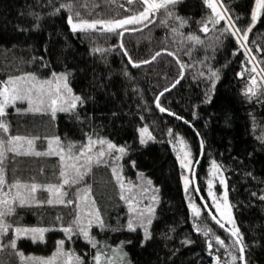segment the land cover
Here are the masks:
<instances>
[{
  "label": "trees",
  "instance_id": "trees-1",
  "mask_svg": "<svg viewBox=\"0 0 264 264\" xmlns=\"http://www.w3.org/2000/svg\"><path fill=\"white\" fill-rule=\"evenodd\" d=\"M64 2L68 0H0V83L29 73L47 78L52 72H70L69 83L73 92L85 100L83 107L76 109L80 120L64 112L55 118L50 113L13 112L9 115L11 133L39 137L41 142L37 146L40 151H46L42 143L46 137L59 136L62 141H72L77 145L85 140L86 135L92 134L110 139L117 145L129 146L128 155L120 161L126 181L136 183L142 173L145 180L151 179L159 189L156 218L150 228L152 238L143 247L142 230L129 232L120 227L128 218L127 206L120 199V189L110 166L94 165L80 185L91 187V197L95 199L106 224L120 229L99 231L93 227L92 235L98 240H106L113 247L120 241H131L125 243L131 264H215L214 256L208 255L209 238L194 231L190 195L184 188V173L178 153L180 150L191 151L197 160L193 182L195 179L205 199L208 166L216 160L225 169L223 176L227 178L232 215L244 236L249 264H264V201L251 196L252 192L260 194L264 191V144L256 139L264 133V102L258 103L255 98L250 102L244 95L252 75H256L258 84L261 83L257 73L246 70L252 64L246 62L244 50L239 49L236 40L228 34L200 31V22L212 14L204 0H180L174 8L170 6L176 15L188 21L181 29L184 35L195 33L205 41V45L195 47L187 42L179 43L180 36L173 40L170 27L174 22L169 20L168 26L161 23L165 15L163 9L152 18L153 22H145L146 27L137 26L140 31L125 32L122 38L110 33L73 34L66 22L65 11L58 15L50 14ZM81 3L85 7H81ZM222 5L228 8L229 13L241 17L238 26L249 24L254 0H223ZM139 8L140 5H130L127 0H77L74 5V10L80 11L81 16L87 19H108L117 13L123 17L134 14ZM29 11L41 17L36 30H33L35 20L28 15ZM223 27L224 21L216 26L217 29ZM217 36L219 41H216ZM121 39L134 60L150 58L156 51L167 48L168 51H176L183 62L191 65L185 69L180 84L160 97L161 106L175 116L161 113L154 102L155 97L165 87H170L177 77L174 57L165 51L156 61L133 68L120 52L118 45ZM209 41L213 42V47H207ZM246 45L257 55L255 62L261 71L264 63L258 61L264 60V15L248 34ZM257 46L259 53L256 52ZM96 47L114 50L101 54L92 51ZM189 49L190 56L185 54ZM205 56L209 59L204 64L198 63ZM40 57L44 60L41 61ZM42 63L50 67H42ZM207 66L219 70L220 75L211 92V102H206L211 82L193 78L198 71L207 75ZM241 71L245 72L243 79L238 75ZM261 100L264 101V97ZM177 116L183 119H177ZM253 116L257 125L255 129ZM144 126L149 127L155 140L142 145L139 143V129ZM169 129L172 136L167 134ZM178 137H182L185 144L179 143ZM11 156L7 163L10 181L37 182L43 186L61 182V164L57 156ZM133 160L135 168L129 163ZM196 185L194 183L191 187L194 195H197L193 190ZM48 198V192L40 189L37 200L46 201ZM197 200L200 202L198 195ZM75 210L74 205L46 203L16 207L9 220L14 228L56 229L61 225L69 226ZM198 222L211 229L210 236H219L225 245L230 243L229 234L211 219L204 208ZM60 239L66 240V250L71 249L82 256L88 253L84 258L86 264H91L94 250L90 245L76 236L68 242L59 230L46 232L44 240L36 242L24 234L17 240V250L28 258L46 257L57 250ZM185 239L191 242L185 245L182 243ZM213 244L215 252L217 245L214 241ZM219 255L221 264L229 259L223 247ZM0 264L29 263L27 259L21 261L11 249L6 248L0 251Z\"/></svg>",
  "mask_w": 264,
  "mask_h": 264
},
{
  "label": "snow or ice",
  "instance_id": "snow-or-ice-1",
  "mask_svg": "<svg viewBox=\"0 0 264 264\" xmlns=\"http://www.w3.org/2000/svg\"><path fill=\"white\" fill-rule=\"evenodd\" d=\"M180 0H127L128 4L136 3L140 5V8L131 15L121 17L119 13L116 16L108 19L104 18H92L87 19L81 16L80 11L74 10V5L77 0H68V2L60 3L50 13L51 15H58L61 11L67 13L66 22L70 26V31L75 33H90L96 32L100 34H116L119 37H123L125 32H136L140 31L141 28L137 27L140 25L147 26L145 22H153L152 18L155 17L162 9L164 10V18L161 23L168 26V21L174 22L173 26L170 27L173 40L177 36L182 37L179 43L184 44L187 42L192 47L205 45V41L201 39L199 35L190 33L184 35L181 31L187 24L188 21L176 15L170 8L175 7ZM223 0H221L222 4ZM204 3L211 13L204 21H201L200 31L207 34L211 31H218L220 35L228 34L232 36L239 49L244 50L246 62L252 64L257 61V55L253 53L251 47H247L246 42L248 41V34L252 32L261 16L264 15V0H254V8L250 14V22L246 26H238L237 22L241 19L239 15L229 13L228 8H223L221 11L215 0H204ZM99 6V5H97ZM81 7H85L81 3ZM29 16H32L35 20L33 30L38 29L39 19L41 18L36 13L29 11ZM90 15V13H89ZM235 15V19L233 16ZM224 21V27L217 29L216 26ZM211 25V29L209 28ZM20 31H26L27 29L18 28ZM219 36L216 37V41H219ZM121 54L128 61V64L133 68H139L142 65L150 64L157 60L162 55V52H167V55L173 56L174 61L178 67L177 77L171 83L170 87H165L156 97L155 106L161 113H168L169 115L175 116L169 109L161 106L160 97L164 96L166 92L171 91L180 84L181 80L184 79L185 69L191 65L183 62L176 51H168L167 48L161 51H156L150 56V58L143 60H134L132 55L129 54L128 49L125 47L122 39L118 45ZM207 47H213V42L209 41ZM114 49L96 47L92 51L95 53L104 54L111 52ZM46 51V49H45ZM260 48L257 46L256 52L259 53ZM191 55V49L185 53ZM209 59L205 56L203 60L198 63L204 64ZM43 61L44 57H40ZM258 63H264V60L258 61ZM42 67H50L48 64L41 65ZM250 73H256V67L253 65L250 69H246ZM264 72V69H261ZM70 72L51 73V78L40 79L37 75L29 73L23 76L9 78L6 82L0 83V251L5 248L11 249L15 255H17L21 261L26 259H33L25 257L22 251L17 250V240L21 238L22 234H27L33 242L37 240L43 241L44 234L50 230H59L65 234L68 242H72L73 237H82L83 240L90 245L93 249L91 254V264H131L128 259V253L125 251V243H131V241H120L115 247L110 245L106 240H98L92 235L91 230L96 227L99 231H118L119 228L113 229L109 224H106L104 217L98 207H96V201L91 197V187L84 186L78 188L75 197L73 199H66L68 192L65 191V186L72 188L75 185H80L84 180L85 176L91 172L93 166L101 164L110 166L113 177L120 189V199L124 201L127 206L128 218L126 223L121 228L126 229L129 232H136L138 229L142 230L141 247H143L147 241L152 238L150 231L151 225L156 218V209L159 204V189L153 185L151 179H146L143 174L140 175V180L136 183L128 182L126 187L125 179L123 178V165L120 163L123 158L129 153V146L127 144L117 145L110 139L101 137L97 134L86 135L85 140L77 146L72 141H62L59 136L48 140L47 151H37L36 141L39 137L29 138L22 135L11 134V124L6 119L8 116L7 109L14 107L17 101H27L28 107L24 111L26 112H50L53 118L56 117L57 112L70 113L75 119L80 120L81 116L76 111L79 107H83L84 98L80 95H76L73 92L72 87L69 83ZM240 78H244L245 72L241 71L238 73ZM203 78L210 81V89L207 95L206 102H211V92L214 91L216 81L219 80V70H213L211 66H207V75L204 71H198L194 75L195 78ZM264 77H261V83H257L256 75H252L250 83L244 91V95L251 102L254 98L257 102H264L261 97H264ZM20 112L21 109H16ZM177 119H183V117H176ZM143 119V117H141ZM253 119V129L257 127L255 123V117ZM189 123V121H184ZM169 136L173 135L171 129L167 133ZM199 135V133H197ZM179 143L185 144L182 137H178ZM256 139L264 144V133L258 135ZM149 140H155L149 131L148 126L141 127L139 129V143L144 145ZM201 148L204 146V141H200ZM99 146V147H97ZM9 154L13 156H57L61 163V170L59 177L61 182L59 184H48L43 186L37 183L24 184L20 181L9 182L7 179V164L9 160ZM192 153L191 151L184 152L180 158V165L189 172L192 170ZM130 165L135 168L136 162L130 161ZM211 176L212 178L207 181L208 195L213 202L214 209L224 218L225 222L221 219H217L216 215H213V209L208 207V202L205 201L203 208L208 212L209 216L220 228L224 229L230 237V243L225 245V241L219 236H210L211 229L204 228L200 225L199 218L202 215L201 207L195 203L190 202L189 207L191 209V216L193 217L194 231L202 234L204 237H208L207 250L209 256H214L215 264H221V256L219 255L220 248L225 249L226 255L229 258L224 261V264H249V259L246 255L248 248L244 241V236L240 232L239 227L235 223V219L232 215V205L229 202V189L227 184V178L223 176V165L217 163L216 160L211 161ZM248 175H251L249 173ZM184 188L187 192L190 185L189 176L185 174L183 176ZM214 180L222 186V201L213 192ZM43 189L50 193V197L46 201H38L36 193L38 190ZM195 192H199V186L193 189ZM252 197L260 201H264V191L260 194L257 192L251 193ZM191 201V197H189ZM200 199L203 201L204 197ZM148 201V203H145ZM48 205H64L71 206L75 204L76 212L74 219L71 224L67 227L60 226L56 229H49L44 227L36 228H22L15 227L8 221L16 210V207H25L43 204ZM226 210V211H225ZM59 220L60 218L57 217ZM230 225L226 227L225 224ZM10 230L14 231V236L8 237ZM213 241L217 245L215 252H213ZM66 240L60 239L56 253L47 260H42L41 264H86L85 253L83 256L75 254L71 250H65ZM191 241L185 239L182 241L183 244L187 245Z\"/></svg>",
  "mask_w": 264,
  "mask_h": 264
},
{
  "label": "rangeland",
  "instance_id": "rangeland-1",
  "mask_svg": "<svg viewBox=\"0 0 264 264\" xmlns=\"http://www.w3.org/2000/svg\"><path fill=\"white\" fill-rule=\"evenodd\" d=\"M215 2L217 3V6H218V8L221 10V11H223V5L221 4V2H220V0H215ZM253 65H255V67H256V73L260 76V77H264V75L262 74V72L260 71V69H259V66L257 65V63L254 61L253 63H252V66ZM35 75H37V74H35ZM38 76V78H40V79H48V78H51V75L50 76H48L47 78H44V77H42V76H40V75H37ZM12 78H14V77H12ZM6 82V81H5ZM27 107H28V104H27V101H23V102H21V101H17L16 102V104H15V106L14 107H9L8 109H7V112H8V116H7V120L10 122V120H9V115L11 114V113H24V112H26V111H24L25 109H27ZM16 109H21V111L20 112H17L16 111ZM29 113H33V114H37V113H50V112H46V111H41V112H29ZM58 113H60V112H57V114ZM56 114V115H57ZM11 124V123H10ZM12 135H22V136H25L24 134H21V132H19L18 134L17 133H11ZM27 137H29V138H32V137H35V136H31V135H29V136H27ZM52 138H54V137H46V138H44V140H43V146H45L46 148V151H47V149H48V140L49 139H52ZM37 141H38V143H37ZM36 141V145H35V147H36V150L37 151H40L39 149H38V146H37V144L39 145V143L41 142V140H40V138L38 139ZM42 146V145H41ZM77 146H79V144H77ZM97 147H99V146H97ZM185 152V150H180L179 151V153H178V155H179V160H180V158H181V156H182V154ZM53 156H55V155H53ZM10 159H12V156H11V154H9V160ZM191 161H192V170L189 172L188 170H186V169H184L183 167V175H185V174H187L188 176H189V180H190V185H189V189H188V192H189V195H190V197H191V201H190V199H189V204H190V202H192V203H195V204H197L198 206H200L201 207V211H203V208H202V205H201V203L197 200V195H194V193H192V191H191V187L193 186V184H194V182H193V175L195 174H197V172H196V170H195V168H196V166H197V160L196 159H194L192 156H191ZM8 160V161H9ZM8 161L6 162V164L8 163ZM61 164V163H60ZM211 172H212V169H211V165H209L208 166V172H207V181H208V179H210V178H212V176H211ZM122 175H123V173H122ZM123 178L125 179V183H126V187L128 186V182L126 181L127 179L125 178V176L123 175ZM7 179H8V181L11 183V182H14V181H10L9 180V177H8V175H7ZM83 182V181H82ZM37 183V182H36ZM37 184H39V183H37ZM85 186V185H84ZM84 186H81V185H75V186H73L72 188H68V186H65V191H67L68 192V196L66 197V199H73L74 197H75V193H76V191H77V189L78 188H82V187H84ZM207 188H208V185L206 186V198H207V202H208V204H209V206L213 209V212L217 215V217H218V219H221V221L222 222H225L224 221V218L223 217H221L220 215H219V213L218 212H216L215 211V209H214V205H213V202L211 201V198L209 197V195H208V191H207ZM213 192L216 194V196L218 197V198H221L222 197V192H223V188H222V186L218 183V181H216V180H214V186H213ZM40 190H38L37 191V193H36V198H37V194H38V192H39ZM50 193H48V196L50 197ZM204 198H205V196L204 195H202ZM219 202L221 203V204H223V201H222V198L219 200ZM145 203H148V201H145ZM74 205V207H75V209H76V206H75V204H73ZM76 211V210H75ZM226 211V210H225ZM8 221L10 222V220H9V218H8ZM11 223V222H10ZM227 224V223H226ZM228 225V224H227ZM228 226H230V225H228ZM14 228V227H13ZM12 236H14V231L13 230H10L9 231V233H8V237H5V240H7L9 237H12ZM21 236H24V234H22ZM6 249V248H5ZM4 250V249H3ZM66 250V249H65ZM69 250H71V249H69ZM57 251V250H56ZM56 251L54 252V253H52L51 255H49V256H46V257H44V256H34V257H30V258H33V259H27V261H28V263L29 264H41V262H42V260H47V259H50L55 253H56ZM67 251V250H66ZM72 251V250H71ZM72 252H74V251H72ZM75 254H77L76 252H74ZM57 264H60V261L58 260L57 261Z\"/></svg>",
  "mask_w": 264,
  "mask_h": 264
},
{
  "label": "water",
  "instance_id": "water-1",
  "mask_svg": "<svg viewBox=\"0 0 264 264\" xmlns=\"http://www.w3.org/2000/svg\"><path fill=\"white\" fill-rule=\"evenodd\" d=\"M194 183H195V185L197 184L196 183V180L194 179ZM197 186V185H196ZM198 194H199V196L201 197L202 196V193L199 191L198 192ZM202 201V200H201ZM206 200H205V198H204V200L202 201V204H204V202H205ZM209 207V206H208ZM214 215V214H213ZM218 219V218H217ZM226 226V225H225ZM227 227V226H226Z\"/></svg>",
  "mask_w": 264,
  "mask_h": 264
},
{
  "label": "flooded vegetation",
  "instance_id": "flooded-vegetation-1",
  "mask_svg": "<svg viewBox=\"0 0 264 264\" xmlns=\"http://www.w3.org/2000/svg\"><path fill=\"white\" fill-rule=\"evenodd\" d=\"M196 193H197V195H198V199L200 200L201 205H202V207H203V204H202V201H201V199H200V196H199L198 192H196ZM205 200L207 201V199H205ZM208 206H209V204H208ZM209 208H211V207L209 206Z\"/></svg>",
  "mask_w": 264,
  "mask_h": 264
}]
</instances>
